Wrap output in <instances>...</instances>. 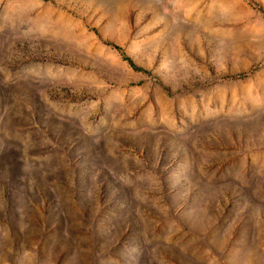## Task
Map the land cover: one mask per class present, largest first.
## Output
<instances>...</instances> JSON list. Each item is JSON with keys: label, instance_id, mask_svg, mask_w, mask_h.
<instances>
[{"label": "rangeland", "instance_id": "374dc122", "mask_svg": "<svg viewBox=\"0 0 264 264\" xmlns=\"http://www.w3.org/2000/svg\"><path fill=\"white\" fill-rule=\"evenodd\" d=\"M0 264H264V0H0Z\"/></svg>", "mask_w": 264, "mask_h": 264}, {"label": "trees", "instance_id": "16d2710c", "mask_svg": "<svg viewBox=\"0 0 264 264\" xmlns=\"http://www.w3.org/2000/svg\"><path fill=\"white\" fill-rule=\"evenodd\" d=\"M117 50H120L119 48H117V47H115ZM127 62H128V64L132 67V68H134V66H133V64H132V62L129 60V59H125Z\"/></svg>", "mask_w": 264, "mask_h": 264}, {"label": "crops", "instance_id": "0c3cea01", "mask_svg": "<svg viewBox=\"0 0 264 264\" xmlns=\"http://www.w3.org/2000/svg\"><path fill=\"white\" fill-rule=\"evenodd\" d=\"M76 17V16H75ZM76 18H78V17H76ZM79 20H80V18H78ZM63 39V38H62ZM62 42H60V41H57V42H54V44H61ZM68 44V43H67Z\"/></svg>", "mask_w": 264, "mask_h": 264}]
</instances>
